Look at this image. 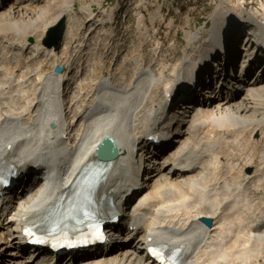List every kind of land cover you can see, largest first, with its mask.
<instances>
[{
    "label": "bare ground",
    "instance_id": "6f19581e",
    "mask_svg": "<svg viewBox=\"0 0 264 264\" xmlns=\"http://www.w3.org/2000/svg\"><path fill=\"white\" fill-rule=\"evenodd\" d=\"M73 4L0 0V169L21 174L15 202L0 209V264H51L26 255L32 251L23 250L21 227H46L70 202L105 135L113 138L118 153L102 162L93 197L97 203L111 201L122 212L119 232L59 264H154L145 258L147 243L178 249L179 264H264V151L257 153L264 148L258 147L264 144V60L242 75L246 53L219 89L217 84L199 94L194 86L182 93L184 79L208 67L213 49L202 60L196 58L199 50L215 44L218 51L226 48L231 66L246 49L236 37L220 35L228 11L249 18L245 21L254 28L246 35L253 46L264 48V1L261 10L251 12L244 1L220 0L202 43H197L200 30H186L170 67L162 65L163 42L158 32H149L143 13H137L134 27L141 41L124 54L113 41L119 2L101 11L96 19L101 28L86 27L91 6L77 16ZM62 17L60 46L48 47L43 37ZM142 43L153 44L149 61ZM185 65L191 71L185 73ZM56 66L64 70L55 73ZM211 72L197 76V84ZM176 92L192 102L172 98L169 108L167 98ZM153 135L166 143L151 147ZM137 158L148 166L141 189L125 201V179ZM35 180L39 183L33 186ZM202 217L212 220L209 227Z\"/></svg>",
    "mask_w": 264,
    "mask_h": 264
},
{
    "label": "rangeland",
    "instance_id": "374dc122",
    "mask_svg": "<svg viewBox=\"0 0 264 264\" xmlns=\"http://www.w3.org/2000/svg\"><path fill=\"white\" fill-rule=\"evenodd\" d=\"M115 1L116 3L118 2L120 3L118 8L123 9L120 12V14H122L123 17L126 16V18L124 17L125 21L124 20L120 21L118 18V15L116 16L118 20L115 26L117 28H116V31L114 28V32L115 33L117 32L118 34L116 33L117 35V38H115L116 40L113 39V41L115 42V47L119 51H122V53L124 54L131 52L132 48L137 47L136 45L138 44V42L141 41V37L135 31V28H134L135 21H136L137 13H143L146 17L147 24L149 26V32H153V31L155 33L158 32L159 37L157 39L163 42L164 51L160 57L163 58L162 65L164 66L167 64L166 67L167 66L170 67L171 64L177 61L178 56L180 55V52L182 50L183 43L185 41L184 33L186 30H191L193 32L200 30L201 35H200V38L197 40V43H202V37L204 36V34L210 32V27H211L210 15L215 9L216 5L220 2V0H167V1L166 0H158V1L157 0H74V4H73L74 13L77 16H82L81 8L83 6H91V8L93 6V8L94 7L98 8L100 3L104 6L103 8L104 10H108L110 7L116 5V4L112 5L115 3ZM233 1H239V0H233ZM240 1H244L245 7L248 11H251V12L259 11L258 9H254L252 7V5L255 4L254 2L257 3L259 0H240ZM137 4L139 6H137ZM106 7L108 8L106 9ZM245 18H246L245 16H240L236 14L234 11H228L227 15L222 17L221 21H223V24L221 26L222 33L220 32V35L228 39H230L231 37H234V38L236 37L235 39L238 41L243 34L241 33L239 29L240 26L238 27V24L239 25L241 23L246 24L247 23L246 21H248L249 18L248 20L247 18L246 19ZM168 22H172L171 25H169ZM151 24L154 25L153 28ZM204 24L206 26L205 29H203ZM45 36L43 37V39L45 38ZM171 43H174L173 47L171 46ZM224 43L226 46L229 47L231 51L232 48L230 44L228 42H224ZM221 44L223 43L221 42L219 45ZM141 46L143 47V50L145 51L146 59H148L149 61L151 58L150 52H151L153 44L152 43L151 44L142 43ZM204 48L206 49L199 50L198 53L196 54L197 59L202 60L203 58H205V55L209 53L210 49H213V53L217 55L218 49H216L217 48L216 44L215 46L211 45L209 47H204ZM215 61H217V59H214V62ZM206 65H207V62H206ZM228 67L229 68L231 67L229 64V60H228L227 68ZM189 69L190 68L185 65V73H187ZM208 71H210V69H208ZM106 74H108V72ZM212 74H213V71L210 73V76ZM91 75L92 74H90L88 77H90ZM184 82H185L184 84H186V82L190 83L189 79L187 80L184 79ZM226 91H231V90L230 88H226ZM195 99L196 98H193V100ZM254 137L256 136L254 135ZM250 142H252V138L250 139ZM258 147L259 148L264 147V144L259 145ZM258 150H257L258 152L257 151L256 152L260 154L261 151H264V148H260ZM254 160L255 158L252 159L253 162ZM259 162L261 161L257 160L255 162V165H259L260 164ZM239 163L240 164L243 163L242 159L239 160ZM256 182H257V179H255V181L253 182V185H255ZM262 182H264V178L261 179L260 183ZM260 196L264 197V189H261ZM30 264H32V262H30Z\"/></svg>",
    "mask_w": 264,
    "mask_h": 264
},
{
    "label": "water",
    "instance_id": "95a60500",
    "mask_svg": "<svg viewBox=\"0 0 264 264\" xmlns=\"http://www.w3.org/2000/svg\"><path fill=\"white\" fill-rule=\"evenodd\" d=\"M65 29V18L62 17L57 22L56 25L47 30L46 36L44 38V44L48 47H54L58 49L60 42L63 37ZM64 70L63 66H56L54 71L56 73H61ZM53 126V125H51ZM96 158L102 161H112L117 156V146L113 138L110 136H103L96 146ZM201 221L206 225L210 226L212 220L208 217H202Z\"/></svg>",
    "mask_w": 264,
    "mask_h": 264
},
{
    "label": "snow or ice",
    "instance_id": "6c2138e0",
    "mask_svg": "<svg viewBox=\"0 0 264 264\" xmlns=\"http://www.w3.org/2000/svg\"><path fill=\"white\" fill-rule=\"evenodd\" d=\"M36 242H39V241H36ZM151 251V250H150ZM153 255H156L158 259L161 260V264H163V261H164V258L163 256H160L158 253H156L155 251H153Z\"/></svg>",
    "mask_w": 264,
    "mask_h": 264
}]
</instances>
